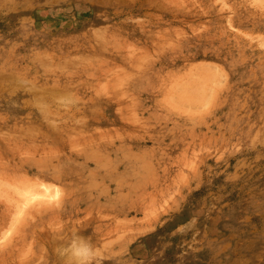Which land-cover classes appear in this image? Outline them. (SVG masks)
Returning a JSON list of instances; mask_svg holds the SVG:
<instances>
[{
    "label": "rangeland",
    "instance_id": "rangeland-1",
    "mask_svg": "<svg viewBox=\"0 0 264 264\" xmlns=\"http://www.w3.org/2000/svg\"><path fill=\"white\" fill-rule=\"evenodd\" d=\"M263 3L0 0V264H264Z\"/></svg>",
    "mask_w": 264,
    "mask_h": 264
},
{
    "label": "clouds",
    "instance_id": "clouds-1",
    "mask_svg": "<svg viewBox=\"0 0 264 264\" xmlns=\"http://www.w3.org/2000/svg\"><path fill=\"white\" fill-rule=\"evenodd\" d=\"M64 254L68 258V264H90L96 252L86 239L77 237L70 242Z\"/></svg>",
    "mask_w": 264,
    "mask_h": 264
},
{
    "label": "bare ground",
    "instance_id": "bare-ground-1",
    "mask_svg": "<svg viewBox=\"0 0 264 264\" xmlns=\"http://www.w3.org/2000/svg\"><path fill=\"white\" fill-rule=\"evenodd\" d=\"M258 1H261V0H258ZM262 1L264 2V0H262ZM255 2H257V1H255ZM258 3H259V2H258ZM261 3H262V2H261ZM261 3H260V4H261ZM263 4H264V3H263ZM55 63H56V62H55ZM59 64H60V63H59ZM57 66H58V65H57ZM195 80H196V79H195ZM197 82H198V81H197ZM191 84H193V82H192ZM194 84H195L194 86L191 85V86H193L194 88L190 86V88H191L190 90L195 89V92L198 91L197 93H199V95H200V93L202 92V90H204V88H203V86H202V83L199 84L200 86H198L195 82H194ZM189 85H190V84H189ZM170 86H172V85H170ZM176 86H178V85H176ZM197 86H198L199 88H196ZM201 88H203V89L201 90ZM197 89H198V90H197ZM199 89L201 90V92H200ZM53 90H54V89H53ZM57 90H58V89H57ZM190 90H189V91H190ZM196 90H197V91H196ZM205 90H206V89H205ZM205 90H204L202 93H205V92H206ZM212 90H214V89H212ZM209 91H210V90H209ZM51 92H52V91H51ZM190 92H192V91H190ZM207 92H208V91H207ZM212 92H213V91H212ZM212 92H211V93H212ZM44 93H45V92H44ZM54 93H55V92H54ZM213 93H214V92H213ZM213 93H212V95H213ZM56 94H57V93H56ZM193 94H194V93H193ZM193 94H192V95H193ZM41 95H42V94H41ZM195 95H196V94H195ZM197 95H198V94H197ZM169 96H170V95H169ZM171 96H173V94H172ZM52 99H53V98H52ZM45 104H46V103H45ZM41 105H42V104H41ZM43 105H44V103H43ZM44 109H45V108H44ZM30 132H31V131H30ZM26 180H27V179H26ZM26 180H25V181H26ZM29 180H30V179H28V181H27L28 183H29ZM0 181H1V179H0ZM22 181H23V180H22ZM30 181H32V180H30ZM15 182H16V181H15ZM23 182H24V181H23ZM1 183H2V181H1ZM19 183H20V182H19ZM7 185H9V183H8ZM15 185H16V184H15ZM19 185H20V186H24V185H26V182L24 183V185H23V183H22V185H21V184H19ZM11 186H12V185H11ZM26 186H27V185H26ZM13 187H14V186H13ZM17 187H18V186H15V188L17 189L16 192L18 191L19 188H21V187H19V188H17ZM27 187L29 188V187H35V186H29V184H28ZM27 187H25V188H27ZM7 188H8V187H7ZM3 189H5V188H3ZM22 189H23V188H22ZM8 190H10V188H9ZM20 190H21V189H20ZM30 190L33 191V189H31V188H30ZM12 191H13V190H11V192H12ZM4 192L8 193V191H5V190H4ZM18 192H19V191H18ZM27 192H28V190H27ZM35 192H36V191H35ZM35 192H33V193L31 192V194L34 195ZM0 193H1V192H0ZM12 193H13V192H12ZM14 193H15V192H14ZM48 193H49V192H48ZM10 194H11V193H10ZM25 194H26V193H25ZM28 194H30V192H29ZM28 194H26V195H28ZM51 194H52V193H51ZM1 195H2V194H1ZM36 195H37V194H36ZM36 195H35V196H36ZM2 196L5 197V198H6V197L9 198V196H6V195H2ZM17 196H19V195H17ZM20 197L22 198V195H21ZM26 197L28 198L29 195L24 197L25 200H27ZM31 197H33V196L31 195ZM14 198H15V197H14ZM14 198H13V199H14ZM11 199H12V198H11ZM28 200H29V199H28ZM28 200H27V201H28ZM30 200H31V199H30ZM8 201H9V200H8ZM14 201H17V200H14ZM19 201L22 202V200H19ZM31 201H32V200H31ZM31 201H30V202H31ZM23 202H24V200H23ZM18 203H19V202L17 201L16 204H18ZM16 204H15V205H16ZM21 204H22V203H21ZM23 204H25V203H23ZM26 204H27V203H26ZM24 206H25V205H24ZM16 207H17V206H16ZM14 213H15V212H14ZM34 213H36V212H34ZM34 213H33V214H34ZM15 214H16V213H15ZM15 214H13V215H15ZM35 216H36V215H35ZM22 217H23V215H22ZM19 220H20V219H19ZM10 222H12V220H11ZM14 224H15V223H14ZM15 225H16V224H15ZM8 226H9V225H8ZM33 243H34V242H33ZM50 250H51V249H50Z\"/></svg>",
    "mask_w": 264,
    "mask_h": 264
}]
</instances>
